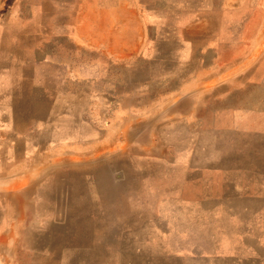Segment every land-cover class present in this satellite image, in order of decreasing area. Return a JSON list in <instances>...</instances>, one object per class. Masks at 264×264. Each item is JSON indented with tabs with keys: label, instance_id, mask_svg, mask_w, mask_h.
<instances>
[{
	"label": "rangeland",
	"instance_id": "obj_1",
	"mask_svg": "<svg viewBox=\"0 0 264 264\" xmlns=\"http://www.w3.org/2000/svg\"><path fill=\"white\" fill-rule=\"evenodd\" d=\"M263 29L264 0H0V264H264L194 131L211 47Z\"/></svg>",
	"mask_w": 264,
	"mask_h": 264
},
{
	"label": "crops",
	"instance_id": "obj_2",
	"mask_svg": "<svg viewBox=\"0 0 264 264\" xmlns=\"http://www.w3.org/2000/svg\"><path fill=\"white\" fill-rule=\"evenodd\" d=\"M106 34L99 35L109 52L127 53L133 50L126 40L117 43L116 13L100 12ZM64 15V21H65ZM77 21L79 15L76 16ZM80 21V20H79ZM66 28L64 22V29ZM249 33V32H248ZM250 40L239 39L231 44L211 47L220 53L219 71H206L204 81L196 79L194 88L204 85V122L194 131H203L206 142L211 136L219 146L221 156L207 157L204 162L210 171L222 175V179L236 181L235 189L240 198L252 197L259 208L244 211L264 212V29L246 34ZM230 54L232 61L225 64L224 55ZM234 57V58H233ZM189 127L193 129L192 122ZM211 144V143H210ZM209 145V143H208ZM259 214V215H260Z\"/></svg>",
	"mask_w": 264,
	"mask_h": 264
},
{
	"label": "bare ground",
	"instance_id": "obj_3",
	"mask_svg": "<svg viewBox=\"0 0 264 264\" xmlns=\"http://www.w3.org/2000/svg\"><path fill=\"white\" fill-rule=\"evenodd\" d=\"M7 155H9L8 153H7ZM8 157V156H7ZM6 163V162H5ZM7 164V163H6ZM9 164V163H8ZM10 166V165H9ZM7 173H9V172H7ZM18 174H20V173H18ZM25 182V181H24ZM24 184V183H23ZM17 185V184H16ZM13 185H11V187H12ZM23 186V185H22ZM21 186V187H22ZM13 188V187H12ZM5 190V189H4ZM13 190H15V189H13ZM4 199V198H3ZM4 202V201H3ZM2 205V204H1ZM6 205V204H5ZM5 214H6V212H5ZM3 238V237H2ZM13 238H15V237H13ZM10 240V239H9ZM15 240V239H14ZM5 242V241H4ZM5 263V262H4Z\"/></svg>",
	"mask_w": 264,
	"mask_h": 264
}]
</instances>
